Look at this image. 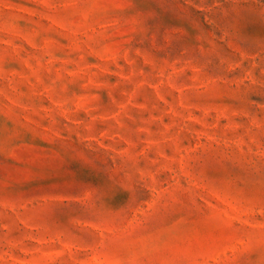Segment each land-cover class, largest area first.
I'll list each match as a JSON object with an SVG mask.
<instances>
[{
  "label": "rangeland",
  "instance_id": "rangeland-1",
  "mask_svg": "<svg viewBox=\"0 0 264 264\" xmlns=\"http://www.w3.org/2000/svg\"><path fill=\"white\" fill-rule=\"evenodd\" d=\"M0 264H264V0H0Z\"/></svg>",
  "mask_w": 264,
  "mask_h": 264
}]
</instances>
